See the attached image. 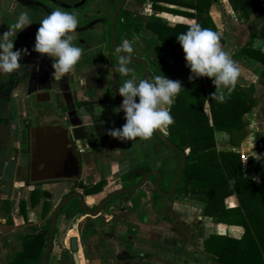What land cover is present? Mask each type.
Returning a JSON list of instances; mask_svg holds the SVG:
<instances>
[{
	"label": "crops",
	"instance_id": "crops-1",
	"mask_svg": "<svg viewBox=\"0 0 264 264\" xmlns=\"http://www.w3.org/2000/svg\"><path fill=\"white\" fill-rule=\"evenodd\" d=\"M37 1L49 7L55 5L48 0ZM61 1L71 2V0ZM217 1L222 5L219 9L222 21L230 18L232 25L237 24L228 0H215L211 4ZM146 3L147 7L143 8V13L155 14L162 18L158 12L164 9L153 8L150 1ZM163 3L156 2L158 5H164L162 7L178 12L192 11L188 8L184 9V6ZM31 5L22 4L16 0H0V33L6 30L15 31L14 25L21 12H27L33 21L18 30L13 39V50H27V54L22 52L19 57L20 67L12 73H0V264H7L9 254L22 250L23 237L43 229L45 223V217L41 216L43 202L51 203L47 216L51 215L61 197L73 185V182L69 180L39 185L28 183L30 132L27 122L30 123V128H36L58 121L70 132L73 142L81 144L82 147H86L89 142L101 145L94 129V124L97 123L95 119L106 115L105 112L111 103L108 97L109 86L105 63L106 54L113 51L106 48L105 37H94L87 31L79 32L77 35L71 34L73 43L82 49V55L71 72L58 81L54 80L52 58L33 50L39 20L48 13L37 10ZM224 7L230 9L232 18ZM130 9L135 10L138 7ZM168 9L165 11L174 22L162 21L164 24L173 26L178 22L189 23L186 18L191 19L190 16ZM217 32L221 47L229 50L230 54L240 47L241 44L237 46L234 37L228 36L222 39L223 34ZM141 48L143 49V45ZM113 55L117 65L118 56L114 53ZM233 60L243 71L240 73L237 84L244 87L254 83L256 89V76L251 77L248 70L250 64H254L257 68L256 63L242 57ZM245 61H248V64ZM129 67L133 72L128 76L121 74L124 80L133 74L141 78L143 74L141 66L132 63ZM182 74L187 75V79L183 82L189 81V75L185 72ZM204 109L208 112L207 105ZM246 118L249 119V132L240 139L235 138L233 143L230 142L227 132L215 131L217 149L233 150L244 153L247 157L253 156L254 152L258 153L256 143L264 136L261 127L264 118V93L259 103L246 114ZM253 134L255 140H253ZM133 161L135 156L131 151L116 161L105 163L107 176H119L134 165ZM242 164L244 176L252 179L256 177L257 179L253 180L264 192V173L255 175L247 163L242 162ZM34 191L43 192V194H39L37 199ZM102 192L101 190L85 195L84 199L87 203L93 204ZM31 199H37V203L32 205ZM148 201H150V195L147 192L137 202V208H140L139 213L135 214L131 209L114 207L110 210V214L104 217V222L88 229L90 234L86 242L90 252L87 257L81 251L85 260L83 264H142L143 261H148V264H217L202 252L204 239L211 233L233 237H239L242 234V225L213 222L210 217L202 215L204 202L194 198L178 196L173 199L170 210L166 212L153 209ZM20 202H23V210L20 208ZM225 204L227 207L236 206L238 204L236 196H227ZM59 216L62 217L63 214ZM132 223H135V229L127 232V226ZM125 234L132 240V249L140 255L145 254L137 256L135 262L132 259L113 260L118 251L124 249L117 238L125 237ZM100 240L103 244H100ZM65 243L68 244V240H64ZM192 244L197 247L196 250H190ZM102 253L109 254L104 256ZM25 264H36V260L27 258Z\"/></svg>",
	"mask_w": 264,
	"mask_h": 264
},
{
	"label": "trees",
	"instance_id": "trees-1",
	"mask_svg": "<svg viewBox=\"0 0 264 264\" xmlns=\"http://www.w3.org/2000/svg\"><path fill=\"white\" fill-rule=\"evenodd\" d=\"M148 1L151 2L153 8L165 10L168 8L156 2L193 7L195 23L218 34L208 11L210 4L215 0H134V4L142 10ZM228 3L236 21L248 24L247 39L231 54V57L232 59L242 57L254 61L258 68L257 81L264 85V0H228ZM126 4L127 2L116 16V42L120 44L122 39L129 40L134 36L140 39L147 56L145 59L150 78L163 74L169 79L179 80L184 72L190 75V70L185 65L181 46L176 40V36L190 25L178 22L170 26L164 24L160 16L136 12ZM31 6L40 11H50L35 2ZM112 7L114 10L115 4ZM168 10L192 16L190 12ZM107 21L108 44L110 45L111 17H108ZM142 30L145 32L143 36L140 33ZM166 53L168 58L165 57ZM105 68L112 82L122 83L124 81L122 75L117 72V65L111 53L106 54ZM180 83L183 88L175 97L170 109L173 123L167 126V135H164L175 145L173 148L177 154L175 165L169 166L163 156L158 154V148L154 145V156L149 161L140 164V167L146 172L153 169L158 170L161 174L160 190L169 191L182 160L181 151L187 150L185 165L178 178L173 196H188L204 202L201 214L210 217L213 222L243 226L239 237L209 234L203 241L202 252L217 264H264V192L252 178L244 176L240 153L217 149L214 136L217 130L225 131L229 134L230 142L233 143L235 138L240 139L249 132L246 114L250 113L260 101V97L254 94L255 84L249 83L244 87L236 84L232 92L226 94L225 101L220 103L211 97L215 90L211 78L201 76ZM116 94H118L117 91ZM205 105L208 107V112L204 109ZM27 124L30 132L28 183L39 185L71 180L75 175L74 170L77 171L76 168L70 167L72 163L67 162L58 153L55 145L46 139L45 134L40 133L36 128H30L29 122ZM94 129L102 144L107 136L102 131L103 126L95 123ZM262 129L264 131V118ZM261 140L263 150L257 153L260 159L257 160L249 155L246 161L255 175L264 173V155H261L264 154V136ZM97 147H94L96 151H98ZM127 175H122L121 179H126ZM155 178V175H152L145 183L148 191L152 192L151 200L162 198L161 194L155 190ZM102 184L98 182L89 185L79 184V186L83 187L84 194H93L100 191ZM34 193L37 199L39 194H43L37 191ZM229 195L236 196L238 201L236 206H226L225 198ZM171 198L168 197V200L171 201ZM37 199H31V204H36ZM71 203L75 205L78 213H83L77 199L68 202L60 213L69 215L67 208ZM50 207V202H43L41 211V216L45 217L43 229L23 237L22 250L9 254L7 264H25L27 258H34L36 264L39 263L47 242L51 217L47 215ZM20 208L23 210V202H20ZM169 210L170 204L165 205L163 211ZM125 243L128 256L135 254L136 252L131 249V242L126 240ZM136 255L144 256L145 254L136 253ZM142 264H148V261H143Z\"/></svg>",
	"mask_w": 264,
	"mask_h": 264
},
{
	"label": "clouds",
	"instance_id": "clouds-1",
	"mask_svg": "<svg viewBox=\"0 0 264 264\" xmlns=\"http://www.w3.org/2000/svg\"><path fill=\"white\" fill-rule=\"evenodd\" d=\"M32 22L27 12H21L14 25L16 30L0 33V73H12L20 67L19 57L22 52L27 54V50H13V39L18 30ZM77 25L76 14L60 8L51 10L39 20L33 50L52 58L54 80L58 81L71 72L82 55V49L73 43L71 35ZM176 40L181 46L185 65L190 70L188 79L201 76L211 78L215 86L211 97L217 102H224L226 94H230L236 86L241 69L230 52L221 47L218 34L193 23L179 33ZM116 51L117 72L128 76L133 72L129 67L133 46L127 39H122L116 45ZM181 88L179 80L169 79L163 74L152 78H137L134 74L129 76L116 87L122 100L114 111H123L124 123L119 128L108 129V134L119 140L149 139L154 130L173 123L170 109ZM251 157L260 159L256 152Z\"/></svg>",
	"mask_w": 264,
	"mask_h": 264
},
{
	"label": "flooded vegetation",
	"instance_id": "flooded-vegetation-1",
	"mask_svg": "<svg viewBox=\"0 0 264 264\" xmlns=\"http://www.w3.org/2000/svg\"><path fill=\"white\" fill-rule=\"evenodd\" d=\"M32 1L35 2V3H37L38 5H42V6L46 7V8H48L50 11L52 10V8H50L49 6H47V5L39 2L37 0H32ZM48 1L53 2L56 5H59V7H61V8H67V7L75 6V4L78 3L80 0H76L77 2H75L74 4H70L74 0H71L70 3H65V2H63L61 0H48ZM85 2H87V0H84L83 3L80 6L84 5ZM119 2H120V0H118L117 3H113V2H111V0H105V6L106 7L107 6H110L109 8L111 9V11L109 10L110 11L109 12L110 15L108 17H112L113 12L115 11V9L114 10L112 9L113 8L112 5L115 4V8H116V6L118 5ZM126 2L128 3V0H125V2L123 3L122 7L124 6V4ZM135 7L136 6H134L132 8H135ZM50 11H47V13H49ZM107 18H104L103 16H101V17L99 16L97 18L91 19L88 22H86L84 25L77 26L76 29L73 30V32H75V33L84 32V31L90 32L89 30H94L95 28H97L99 26L100 23L103 24V22L105 20H107ZM108 32H109V30H108ZM115 38H116V36H115ZM110 40H111V38H110ZM110 46L113 48L112 43L110 44ZM113 53H114V49H113ZM113 53H111V54H113ZM108 54H110V53H108ZM105 72H106V70H105ZM143 76H144V70H143V74H142L141 78H143ZM107 81H108V86H109L108 97H109V95L111 96V97H109V99H110V101L112 103L113 109L118 108V106H119L120 103L118 105L115 104V102L113 100V93L114 94L116 93V87L118 85H120L121 83L112 82L110 74L107 75ZM121 100H122V97L120 96V102H121ZM116 115H117V118H118L117 123L115 125L113 124L112 127L110 126L111 128H119L124 123L123 111L122 110L115 111V116ZM111 128H109V129H111ZM158 130L160 131V129H158ZM102 131H103V133L107 134V136L105 137V140H108V143L110 142V143H112V145H115V148L112 149V150H115L114 153L106 152V150L105 151L103 150V147L105 145V141L104 140H103V142H102L101 145H94L93 143H90L89 142V144H86V147L85 146L82 147L81 144H78V143L73 142L72 137H71V134H70V132L68 130H67V136H65L66 138H64V136L62 137L59 132H57V134H54L55 138L58 137L57 142H56V139H54L53 137L49 136V134L46 135V137H47L46 139L49 142H51V144L55 145L58 153L61 154L63 156V158L67 160V162L69 161L70 164L72 163L70 165V167L71 166L72 167H75L76 170H77V171L74 170L75 175H73L72 179L69 180V181H72L73 182V185L61 197L60 200H62L67 194H69V193H71L73 191H77V192H79L82 195L83 202L86 204V206L89 209L94 210L100 204V202L110 192H112V191H114L116 189H119V188L129 187V186H132V185L137 184L142 179L144 173H147L148 172V171L146 172L144 169H142L140 167V164H142V163L139 164L136 161L133 166L129 167L127 170H125L123 173H121L119 176L116 177L117 180H115V181L119 184L118 187H116V188H113L112 187L110 191H107L105 194H102L93 204L87 203L85 201V199H84V196L85 195H91V194H84L83 187L79 186V184L89 185V184H96L98 182H102L103 184L101 185V188H103L105 186V180L104 179H105V176L107 177V174H105L104 176L101 175L100 168L98 166L99 160L103 161L104 164L105 163H109L111 161H116V160L122 158L123 156L127 155L131 151L134 152V156H135L136 155L135 154L136 153V150H135L133 144L134 143L140 144V142L141 143H144V141H141V140L139 141L138 138L137 139H134L133 141L127 140V139H125V140L116 139V138H114V137H112V136H110L108 134V131L105 130V127L102 129ZM152 136H154L156 138V140L155 141L150 140V153H149V157L150 156L151 157L154 156V154H155L154 149H153L154 148V145H156V147L158 148L159 144L164 145L165 147H167L168 149H170L172 152L176 153L174 151V149H173L174 147L166 144L158 136V134L155 132V130H154ZM95 146H98L97 147L98 148V151H96L94 149ZM124 146L126 148H124ZM85 148H87V150ZM120 148L123 149L122 152L119 151ZM136 158L137 157L135 156V159ZM104 170H105V168H104ZM153 170H155V169H153ZM149 171H151V170H149ZM124 174H128L127 175L128 177L126 179H121L122 175H124ZM146 181L144 182V184H142L138 188L140 189V191L144 192L143 195H145L148 192L149 195H150V197H151L152 192L148 191V188H146V186H145ZM160 181H161V179H160ZM138 188H135V189H133L131 191H126V192L117 194L116 196L112 197L102 207L101 211H99V213H97L96 215H91V214H88L87 212H85V210H83V208L81 207L78 198L72 197L68 202H70L71 200L74 201L75 199H77L79 206L83 210V213L82 214L78 213L75 205L73 206V204L71 203V204H68V208L67 209L72 208L73 209V214H71V215H65L64 213H59V215L60 214H63V216L65 218H73L74 220H76V224L74 226L75 227L74 229H75L76 233L77 232L79 233V237L77 236V234L76 235H70L69 236V238H68V248L67 247H62L61 253H60V255H59V257H58V259L56 261V264H60V263H62V264H73V262H72V256H71V251H70V241H69L70 240V237H72V236L76 237V245H77L78 258H79V261L82 260V264H83V262L85 260L82 257L81 251L84 253L83 255H86L87 257L89 256L88 253L90 252V248H89V245H88V243L86 241H87V236H89L88 234H90V231L89 230L91 229V227L92 226H95L96 224H101L102 222H104V217L107 216V215H109L110 214V210L112 208H114V207L116 209H129L126 206V204H128V202H129V197H127L126 194L132 193L134 191L135 192H138V191H136V189H138ZM101 190L102 189H100V191ZM164 192H168V191H164ZM161 196H162V198H165V199L168 200V197H172L173 195L172 196H163V195H161ZM115 198H119L121 200H119V202H117V204L111 205L112 204V203H110L111 200L112 199H115ZM137 202H139V201H136L135 203H137ZM156 202H157V200H151V199H150V201H148V203H150V206L153 209L158 210V208L156 207ZM67 203L65 205H67ZM82 221H84V223H86L85 224V227L83 229L80 228V225H81V222ZM135 227H136L135 223L134 224H129V226H127V232L130 231V230L133 231L135 229ZM131 228H133V229H131ZM87 231H89V233ZM92 232H94V231H92ZM117 239L119 240L120 243L123 244V247L122 248H124V249H122L121 251H118L117 255L115 256V258H113V260L114 261H120V260H125V259L126 260L132 259L135 262L136 261V258H137L136 253H138V252L132 249V244H133L132 243V240L130 238H128L126 234H125V237L120 236ZM126 240L131 242V249L134 252H136L135 254H132V255H129L128 256V251H126L127 250L126 249L127 244L125 243ZM100 241H101L100 244H103L102 240H100ZM109 252H110V250H109ZM63 254H65V255H63ZM102 254L104 256L107 254L106 256H108L109 253H102ZM67 259H69L68 262H67Z\"/></svg>",
	"mask_w": 264,
	"mask_h": 264
},
{
	"label": "rangeland",
	"instance_id": "rangeland-1",
	"mask_svg": "<svg viewBox=\"0 0 264 264\" xmlns=\"http://www.w3.org/2000/svg\"><path fill=\"white\" fill-rule=\"evenodd\" d=\"M128 1L129 2L126 5L127 7L132 8L135 6L134 0H128ZM75 2H77V1L74 0L70 4H74ZM111 2L117 3L118 0H111ZM163 4H165V2ZM161 6H164V5H161ZM109 7L110 6H107V7L105 6V0H87V2L84 3V5L78 6V7L72 6V7H67V8H61V7H59V5L55 4L54 7H50V8H52V10L55 8H60L63 11L72 12V13L76 14L77 19H78V25L77 26H82L86 22H88L89 20L97 18L99 16L100 17L103 16L104 18H107L110 15L109 12L111 11V9ZM145 7H147V3H145L142 8H145ZM221 7H222V5H220V2L217 1L213 4H211L209 6V10H208L212 14V15L210 14V16H211L213 22L215 23L216 30L219 31L220 34H223L222 39H224V37L227 38L228 36L234 37L237 46H239L240 44L244 43V40L247 39L248 24H246L247 22H240V23H237L235 25H232L230 18L229 19L226 18L225 20L223 19V21H222V18L220 17V14H219V9ZM186 8H188V10H190V9L192 10L190 12L192 14V16H190L191 19L186 18V20L189 22L188 24L191 25V24L196 22L195 16H193V14H195L194 13L195 9H193V7L192 8L184 7V9H186ZM142 10L141 9H135L136 12H140L142 14H147V13H143ZM225 10L227 12H229V16L232 18V13H231L230 9L228 7H226ZM158 13L160 15H162V18H163L162 21L163 22H166V23L174 22L173 20L171 21V19L167 15L168 12H166L165 9H164V11L160 10V12H158ZM226 16H228V15L226 14ZM220 21H222V22L220 23ZM98 27L95 28L94 30H89L90 35H92L94 37H101V36L105 37L106 48L108 50L113 51V48L107 43L108 39H109L108 21L105 20L103 22V24L100 23ZM140 33L142 36L145 34V32L143 30ZM71 34L77 35L79 33L72 32ZM128 41L132 44L133 49H134V51L131 55H134L137 57L147 58L145 51H143V49L141 48V46H142L141 41L137 36L132 37ZM165 52H166V50H165ZM165 57L168 58L167 53L165 54ZM245 63L248 64V61H245ZM129 64H132V62L129 61ZM135 64H138L139 66L142 67V65L140 63H135ZM248 70H249V73L251 74V77L256 76L255 78L257 81V68L254 66V64H250L248 66ZM241 72L243 73V71H241ZM185 79H187V75L182 74L180 76L179 81L183 82V80H185ZM256 84H257V88H256L254 94L257 97H261V95L264 93V85L260 84L258 81L256 82ZM113 100H114L115 104L118 105L120 103L119 94L116 95V93L115 94L113 93ZM105 113H106V115L105 114H104V116L102 115L103 117L99 115L100 117H97L95 119V121H97V123L101 124V126H103V128L105 127V130H108L109 128H111L113 126V124L115 125L117 123V120H118L117 115L115 116V111L113 109L112 103H110V107ZM102 121L104 123H102ZM56 122H58V121H56ZM160 131L164 135H167V127L160 128ZM252 136L254 137V134ZM150 140L155 141L156 138L154 136H151L147 140H141V141H144V143L140 142V144H136V143L133 144V146L136 150L135 156L137 157L135 159V161H133L134 162L133 164H135L136 161L139 164L143 163V162H147L152 158L151 156L149 157ZM253 140H255V137L253 138ZM104 141H105V145L103 147V150L104 151L106 150V152L114 153L115 150H112V149L115 148V145H112V143H110V142L108 143V140L104 139ZM139 141H140V139H139ZM124 148H126V147L124 146ZM122 150L123 149H121V148L119 149V151H121V152H122ZM185 152H187V150H185ZM158 154L163 156L164 160L167 162V164L169 166L172 167L173 165H175L177 154L172 152L170 149H168L164 145L159 144ZM98 166L100 168L101 175L104 176L106 174V171L104 170V168H106V165L104 164L103 161L99 160ZM115 178H116L115 176H111V177L109 175L107 177L105 176V179H104L105 180V186L103 188H101L103 191L102 194H105L107 191H110L112 187L113 188L118 187L119 184L115 181V180H117V178L116 179ZM136 191H138V192L134 191L132 193L126 194L127 197H129V202H128V204H126V206L129 209H131L135 214L139 213V211H140V208L139 207L137 208L138 204L135 202L140 201V199L142 197H144V195H143L144 192L140 191L139 188L136 189ZM174 198H177V197L172 196L171 201L167 200L165 198L159 199L156 202V207L158 208V211L163 212L164 206L173 203ZM119 200H121V199L115 198V199H112L110 203H112L111 205H115V204H117V202H119ZM67 212H68L67 214L71 215V214H73V209L69 208L67 210ZM57 218L58 219L56 221V231H55L54 237H53V247H52V250H51L50 255L48 257V263L47 264H56V261L60 255V253H61L62 247L68 248V244L67 243L64 244V240H68V236L70 234H72V235L77 234V236L79 237V233L78 232L76 233V231L74 229L75 228L74 226L76 224V220H74L73 218H65L64 216H62V217L58 216ZM85 224L86 223H84V221H82L80 228L83 229L85 227ZM132 224H134V223H132ZM190 246H191L190 247L191 249L190 248L189 249L192 251L197 249V247H195L194 244H192ZM68 261H69V259H67V262Z\"/></svg>",
	"mask_w": 264,
	"mask_h": 264
},
{
	"label": "water",
	"instance_id": "water-1",
	"mask_svg": "<svg viewBox=\"0 0 264 264\" xmlns=\"http://www.w3.org/2000/svg\"><path fill=\"white\" fill-rule=\"evenodd\" d=\"M22 4H32L33 1L32 0H16ZM84 0H80L78 3L75 4L76 7L80 6L83 3ZM125 2V0H120V2L118 3V5L115 8V11L113 12V15L111 17V43L114 49V53L118 56L117 51H116V29H115V20H116V15L119 12L120 8L122 7L123 3ZM130 62L133 63H140L143 66V70H144V76L143 78L147 77L150 78V71L147 67V63L146 60L142 57H137L134 55H131L130 58ZM37 130H39L40 133H43L45 135H48L53 137L54 139H56V142L58 140V137L55 138L54 134H57V132H59L61 134V136L64 138H66L65 136H67V128L64 127L60 122H53L52 124H45L42 126H37L36 127ZM155 132L158 134V136L168 145L174 147L175 145L170 142L166 136H164V134H162L158 129L155 130ZM185 154L186 152L181 151V155H182V160L179 164V167L177 169V172L174 176L173 182H172V186L171 189L168 192H164L160 190V179H161V174L160 172H158L157 170H151L148 171L147 173H144L142 179L135 185L129 186V187H123V188H119L116 189L112 192H110L101 202L100 204L94 209L91 210L89 209L86 204L83 202V198L82 195L77 192V191H73L69 194H67L62 200H60L57 205L55 206L54 210L51 213V217H50V224H49V231H48V235H47V242L45 245V249L44 252L39 260L38 264H47L48 263V257L50 255V252L52 250L53 247V237H54V233H55V227H56V220L57 217L60 213V210L63 208V206L72 198V197H76L78 198L81 207L83 208V210H85V212H87L88 214L91 215H96L97 213H99V211H101L102 207L114 196H116L117 194L126 192V191H131L135 188L140 187L142 184H144V182L151 176V175H155L156 179L154 182L155 185V189L156 191H158L161 195L163 196H172L175 192L176 186H177V181L178 178L182 172V169L185 165ZM70 251H71V256H72V262L73 264H80L79 258H78V254H77V245H76V237L72 236L70 237Z\"/></svg>",
	"mask_w": 264,
	"mask_h": 264
},
{
	"label": "built area",
	"instance_id": "built-area-1",
	"mask_svg": "<svg viewBox=\"0 0 264 264\" xmlns=\"http://www.w3.org/2000/svg\"><path fill=\"white\" fill-rule=\"evenodd\" d=\"M256 150L257 152H261L263 150V141L261 139L256 143ZM240 159L245 164L247 161V156L244 153H240Z\"/></svg>",
	"mask_w": 264,
	"mask_h": 264
}]
</instances>
